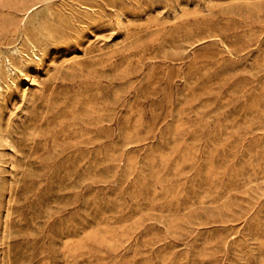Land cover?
Returning a JSON list of instances; mask_svg holds the SVG:
<instances>
[{"label":"rangeland","instance_id":"1","mask_svg":"<svg viewBox=\"0 0 264 264\" xmlns=\"http://www.w3.org/2000/svg\"><path fill=\"white\" fill-rule=\"evenodd\" d=\"M0 264H264V0H0Z\"/></svg>","mask_w":264,"mask_h":264}]
</instances>
